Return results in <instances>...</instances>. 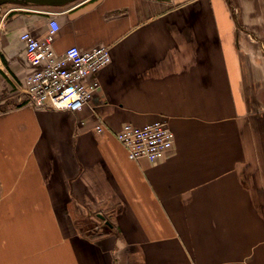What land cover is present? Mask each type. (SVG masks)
Segmentation results:
<instances>
[{
    "label": "crops",
    "instance_id": "crops-1",
    "mask_svg": "<svg viewBox=\"0 0 264 264\" xmlns=\"http://www.w3.org/2000/svg\"><path fill=\"white\" fill-rule=\"evenodd\" d=\"M51 18L59 53L110 47L79 110L20 103L33 70L20 34L44 37ZM160 117L174 146L130 158L116 133ZM0 264H264V0L8 4Z\"/></svg>",
    "mask_w": 264,
    "mask_h": 264
},
{
    "label": "built area",
    "instance_id": "built-area-1",
    "mask_svg": "<svg viewBox=\"0 0 264 264\" xmlns=\"http://www.w3.org/2000/svg\"><path fill=\"white\" fill-rule=\"evenodd\" d=\"M58 29V21L51 18L44 37H37L29 30L21 32L25 55L33 70L24 79L25 91L20 103L75 111L89 104L100 91L96 74L111 61L110 47L96 45L80 49L70 45L59 53L53 45ZM96 130L102 132L104 125L97 124ZM116 137L132 159H159L175 142V133L165 117L142 125L126 122Z\"/></svg>",
    "mask_w": 264,
    "mask_h": 264
},
{
    "label": "water",
    "instance_id": "water-1",
    "mask_svg": "<svg viewBox=\"0 0 264 264\" xmlns=\"http://www.w3.org/2000/svg\"><path fill=\"white\" fill-rule=\"evenodd\" d=\"M74 0H0V5L5 2H14L19 4H49V5H55V4H64L67 2H71ZM98 216L102 217V215L99 213Z\"/></svg>",
    "mask_w": 264,
    "mask_h": 264
},
{
    "label": "rangeland",
    "instance_id": "rangeland-1",
    "mask_svg": "<svg viewBox=\"0 0 264 264\" xmlns=\"http://www.w3.org/2000/svg\"><path fill=\"white\" fill-rule=\"evenodd\" d=\"M8 4H14V5H17V6H22V4H19V3H14V2H5V3H2L0 5V13L4 11V9L8 6ZM100 225H96L94 224L89 218H81L79 220V223L78 225L81 226L82 228H93L95 230L96 229H100L101 225H102V222L99 223Z\"/></svg>",
    "mask_w": 264,
    "mask_h": 264
},
{
    "label": "trees",
    "instance_id": "trees-1",
    "mask_svg": "<svg viewBox=\"0 0 264 264\" xmlns=\"http://www.w3.org/2000/svg\"><path fill=\"white\" fill-rule=\"evenodd\" d=\"M94 223V222H93ZM94 224H98V225H100L99 223H94ZM101 228L100 229H96L95 228V230L93 229V228H87V230H88V232L89 233H93V234H101V233H105V232H107V231H109V229H110V227H109V225H108V223L107 222H102V225L100 226Z\"/></svg>",
    "mask_w": 264,
    "mask_h": 264
}]
</instances>
